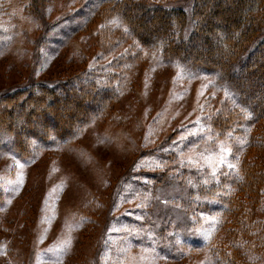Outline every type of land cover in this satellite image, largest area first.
<instances>
[{
  "label": "rangeland",
  "instance_id": "374dc122",
  "mask_svg": "<svg viewBox=\"0 0 264 264\" xmlns=\"http://www.w3.org/2000/svg\"><path fill=\"white\" fill-rule=\"evenodd\" d=\"M103 1L50 0L36 18L30 15V0H0V95L29 83L84 82L94 76L118 88L99 117L59 146L30 141L29 151L18 156L4 149L8 138L0 135V264H213L202 246L223 239L216 215L193 211V219L184 216L169 203L185 197L181 186L154 189L145 178L165 168L210 175L215 169L217 175L229 169L219 164L221 144L232 148L226 159L239 166L236 150L243 154L248 141L233 134L221 137L211 127L210 114L228 92L215 77L164 63L157 49L137 46L129 34L131 40L101 56L104 34L116 39L125 28L117 14L97 12ZM148 1L187 13L193 2ZM127 48L137 56L120 65ZM107 73L119 76L111 80ZM190 140L193 144L180 150ZM174 143H179L178 157L160 162L157 156ZM134 182L142 188L133 189ZM164 227L179 238L178 261L139 242Z\"/></svg>",
  "mask_w": 264,
  "mask_h": 264
},
{
  "label": "trees",
  "instance_id": "16d2710c",
  "mask_svg": "<svg viewBox=\"0 0 264 264\" xmlns=\"http://www.w3.org/2000/svg\"><path fill=\"white\" fill-rule=\"evenodd\" d=\"M30 2V15L38 18L39 8L50 0ZM102 11L117 14L128 33L119 29L114 39L113 33L106 32L101 56L114 53L123 39L131 40L129 34L137 46L157 49L164 63L177 62L194 76L215 77L228 92L227 99L210 114L211 127L221 137L233 134L248 141L243 154L236 150L242 157L236 170L223 168L213 176L205 170L186 169L173 174L165 168L138 175L146 176L154 189L181 186L185 197H174L169 203L184 216L193 219V211L216 215L223 239L202 246L210 251L213 264H264V0H193L190 13L148 0H104L97 12ZM127 50L118 64L130 63L137 56L133 49ZM107 74L111 80L119 76ZM54 82L29 83L0 95V135L8 138L5 150L20 156L29 151L30 141L42 147L70 141L102 114L106 101L114 99L118 90L100 76L84 82ZM246 113L252 118L245 119ZM33 121L38 123L32 126ZM190 144L193 140L180 144V150ZM171 145L173 148L157 156L160 162L178 157L179 143ZM132 187L142 188L138 182ZM167 230L155 229L150 233L154 237L145 236L139 242L178 261L181 250L175 242L179 238L176 233L169 236ZM165 245L168 247H160Z\"/></svg>",
  "mask_w": 264,
  "mask_h": 264
},
{
  "label": "snow or ice",
  "instance_id": "6c2138e0",
  "mask_svg": "<svg viewBox=\"0 0 264 264\" xmlns=\"http://www.w3.org/2000/svg\"><path fill=\"white\" fill-rule=\"evenodd\" d=\"M244 111V110H242ZM252 118V114L251 113H246L245 115V119H251ZM245 143V141L241 140L240 141V146L242 147L243 144ZM219 152L221 153V156H220V160H219V164L221 166H227L228 168L230 169H233V170H236V165L229 162L226 158L227 156H231L233 155L232 153V148L231 147H227V146H224L223 144H221L219 146ZM236 159H238V157H236ZM213 175H215V169L213 170Z\"/></svg>",
  "mask_w": 264,
  "mask_h": 264
}]
</instances>
